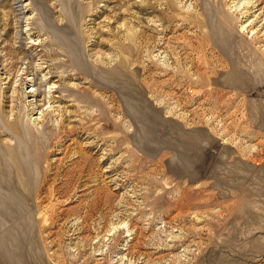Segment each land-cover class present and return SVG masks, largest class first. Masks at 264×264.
Masks as SVG:
<instances>
[{"label":"rangeland","instance_id":"1","mask_svg":"<svg viewBox=\"0 0 264 264\" xmlns=\"http://www.w3.org/2000/svg\"><path fill=\"white\" fill-rule=\"evenodd\" d=\"M0 264H264V0H0Z\"/></svg>","mask_w":264,"mask_h":264},{"label":"bare ground","instance_id":"2","mask_svg":"<svg viewBox=\"0 0 264 264\" xmlns=\"http://www.w3.org/2000/svg\"><path fill=\"white\" fill-rule=\"evenodd\" d=\"M77 59H78V57H77V55H76V57H75V61H76V62H77ZM52 87L55 88V87H58V86H55L54 83H52ZM52 87H51V88H52ZM11 124H12V123H11Z\"/></svg>","mask_w":264,"mask_h":264}]
</instances>
